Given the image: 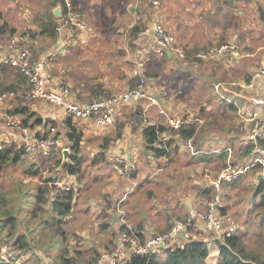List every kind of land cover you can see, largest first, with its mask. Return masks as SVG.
Wrapping results in <instances>:
<instances>
[{
	"label": "rangeland",
	"instance_id": "rangeland-1",
	"mask_svg": "<svg viewBox=\"0 0 264 264\" xmlns=\"http://www.w3.org/2000/svg\"><path fill=\"white\" fill-rule=\"evenodd\" d=\"M127 1L132 2L135 0ZM160 1V6L162 7H159L155 18L150 16V12H152L150 11V1L144 0L139 7L143 9L141 14L137 13L136 16H131L128 20L130 14L125 10L120 22H117L118 19L116 21L113 20L110 15L102 19L100 16H103V13L107 15L108 11H103V13L98 11L93 13L92 19H90L91 23H88L87 19L82 15V11H79L76 7L81 19L86 23L87 31L81 33L74 31L72 36L67 37V39L68 41L78 42L84 39L85 35H89L90 31H88V28H91V34L97 33L99 39L110 38L118 43H123L125 39L131 37L132 26L139 25V31H141L151 25L154 20L158 19L161 21L164 18L165 21L168 17H171L173 9L169 7V2L167 0ZM256 1L258 0H251L250 4L243 6L242 20L240 18L237 19L238 16L233 17V28L227 33H222V36L220 35V37L226 36V43H231L236 47L237 55L230 64L217 66L215 63L218 60L215 59L210 61L200 60L199 63H188L175 58L168 62L153 55L149 56V53L136 57L137 64H133L135 68L142 64L140 74L145 79L147 85L145 87L152 88L154 91L160 90V94L164 90L169 94H173L174 101L171 109L174 112L179 114L176 109L183 107V112L190 115L203 109L204 113L201 116L203 122L200 130L203 129L202 127L205 123L209 125L212 122L215 123L213 131L205 130L210 133L206 132L209 136L201 143L200 148L209 150L224 146L230 137L234 138L231 143L234 141L233 146L237 147L238 141L242 136L237 129L241 119L237 112L234 114L227 107L224 98L217 95V92L213 89V84L217 82L222 83V87H230L226 85V82L230 83L232 80L246 79L251 72L264 66V22L258 19ZM45 2L46 0H0V12L4 14L5 21L13 27L22 28V31L15 36L16 40L21 42L23 49H28L32 53L33 59L36 60H43L39 57V53H48L50 48L52 50L55 43L54 41H45L43 36L38 35V30H40V25L43 22L39 24L40 20H46L50 15L49 11L45 10ZM115 3L117 7L120 5L119 0H116ZM127 7L128 4H126ZM183 8H175L174 10L184 11ZM212 8L214 11H223L216 2ZM190 11L194 10L190 8ZM219 14H222V12ZM139 17H143L144 26ZM226 19L222 16L223 21H226ZM188 20H190L189 17L185 16V21ZM184 23L186 25V22ZM27 25L30 26L29 29L26 28ZM58 26H62L63 30L68 31L63 26L61 17L58 20ZM214 26L212 25L211 27ZM114 30H119V32L115 33ZM185 30H188L186 26ZM185 30L180 31L181 36L186 33ZM29 31L35 33V41L39 44L45 41L43 48L39 47L38 43L37 45L32 43ZM62 31L58 30V35ZM82 34L83 36H81ZM219 45L220 43L218 42L208 44V46L204 47L206 49L202 50L212 51ZM36 49H39V52ZM144 49L147 51V45ZM102 50L109 51L108 48H102ZM73 51L71 55H74V58L68 56L67 60L70 62V59H74V62L79 64L78 60L80 59H77L79 55L76 54L79 49L75 48ZM193 52L195 53V50ZM116 55L119 58L122 56L115 54L114 58H116ZM62 57L55 56L53 58V56L48 55L46 58L44 57V65L47 62V69L50 73L53 66L61 64V60L63 63L64 60L66 62V59H62ZM146 57L148 58L146 59ZM108 59H110V55ZM52 73L54 74V72ZM212 73H215L216 79L210 77ZM26 88L27 86L23 84L20 89L25 90ZM160 96L162 97V94ZM168 97L169 95H163L162 99L168 100ZM30 101L22 102L29 103ZM7 103L12 107L20 103V101H8ZM137 105L141 106L143 104L139 102ZM11 107L7 106L5 108L7 114H9L7 109ZM225 109L226 113L224 115L222 112ZM16 118L20 119L17 116ZM124 121L127 124L132 122L134 125L138 121V117L126 114ZM156 124L162 125V120L160 119ZM77 128L81 129V127ZM55 129L56 133H59V139L62 141L60 148L64 149L65 147L63 146L66 143L65 131L58 125ZM233 129L234 132L230 135L229 132ZM90 131L94 132L96 130L90 129ZM93 132H90L88 136L98 135V137H103L102 132ZM99 139L101 140V138ZM10 144H13L16 150L20 145L14 141L7 145ZM85 145L87 143H84L83 149L81 148L79 153L82 159L81 172L78 175L60 173L61 180H65L68 183L67 177L72 179L73 183H70V185H74L75 193L74 207L64 217L62 222L63 228L61 229L66 234V241L64 242L61 239V229L54 231L57 226L48 222L50 219L48 206L46 205L42 212L33 216L32 205L26 202V200L34 197L37 186L42 185L45 178L53 174V171H50V167L53 165L55 156L42 157L38 154H24L18 163L9 164L0 172V208H6L23 219L28 227L29 236H27L31 241V248L24 251L13 250L10 244L7 243L10 246L7 251L8 254L7 256L4 255L5 259L0 257V264H60L58 257L68 242L80 249L96 248L100 252L104 248L111 246L112 241L115 239L116 230L123 221L133 226L140 224L141 220H143L144 224H148L151 227V232L148 234L150 237L161 234L166 231L167 227H169V222L173 218L178 217L176 220L183 218V215L179 213L185 209L180 206L182 200L185 197L191 200L194 197L193 194L196 193V187L204 186L207 181L201 174V164H197L195 160L197 157H190L187 154L180 155L176 153L166 161L164 158L152 157V159H148L140 155L138 159L140 162L134 163L135 169L124 172L122 166L115 159H107L104 162L98 161L93 164V158L90 155L93 151L85 148ZM58 157L59 155L56 158ZM203 165L210 167L211 177H215L218 171V164ZM32 166H34V169H40L41 174H28L27 171ZM195 182L197 184H194ZM125 185L130 187L132 191L129 192L128 189H124ZM255 189L254 174L253 172H248L236 184L232 186L223 185L221 203L225 213L232 217L239 233H244L242 239L246 248L259 255L261 254L264 258V237H260V231L253 229L252 223L257 220V217L249 213L250 208L259 202V198L254 199L252 197ZM195 197L198 199L196 201L198 207L203 209L204 201L198 196ZM107 204H109L110 209L107 212V216H105L103 208ZM191 205L193 206V204ZM171 206L174 207V210H171ZM178 207L181 208L178 210ZM109 213L117 214L118 217H123L124 220L118 218L117 221H114ZM103 223H108V227L105 228ZM196 234L198 238H205L203 231L198 230ZM5 235V230H0V240ZM207 238H211V236L207 235ZM1 244L3 245L4 241H1ZM9 255H12L11 259L8 257ZM13 256L16 257L15 260H13ZM215 262L214 260L213 263H208L215 264Z\"/></svg>",
	"mask_w": 264,
	"mask_h": 264
},
{
	"label": "built area",
	"instance_id": "built-area-1",
	"mask_svg": "<svg viewBox=\"0 0 264 264\" xmlns=\"http://www.w3.org/2000/svg\"><path fill=\"white\" fill-rule=\"evenodd\" d=\"M150 4V11H152L153 16H156L160 1L150 0ZM139 5V0H136L135 3L129 4L127 8L134 9ZM60 17L63 26L71 33L74 31L81 33L87 30L86 23L77 12L73 0H62ZM62 29H64L62 26L57 27L59 31ZM147 31H149V39L147 51H144L145 54L149 53L162 57L170 52L171 57L174 56L179 60L184 59V51L176 47L175 37L166 31L161 21L154 20ZM235 48V45L231 43H224L212 51H201L195 56L202 61L219 60L229 54L235 57L237 55ZM140 54L141 50L137 52L136 57H139ZM134 62V64H137L136 59ZM1 64H10L27 79L28 88L25 90H4L0 92V118L5 126L19 133L17 142L20 145L17 151L25 155L54 156L59 151L61 142L55 128H50V133L47 136H39L36 131L24 127L21 120L16 116L7 114L5 108L8 101L39 100L57 106L64 111L65 117L70 118L74 124H87L96 131H103L113 126L119 120L120 109L134 102H144L146 108H155L157 114L162 117V126L170 132H176L188 124H196L195 132H197L203 122L201 116L198 115L199 112L190 115L182 111L178 112L179 114L174 112L171 109L174 101L173 97L171 101L163 100L161 94L156 96L150 93L145 87L146 83L143 75L140 74L141 64L136 65L137 68H135V73L140 75L135 87H128L118 93L93 98L86 102L70 100V88L49 75L45 71L44 59H33L32 53L28 49H23V44L18 42L16 37L4 48L3 54L0 56ZM221 84L214 83L213 89L217 92V95L224 98L226 104L231 103L236 106L237 115L241 119L238 130L242 136L237 147H234V144L231 143L206 150L193 143L195 135L179 146V152L190 157H197L201 154H224V166L217 171L213 178L211 177L210 167L201 165V174L207 179L204 186L213 187V198L204 201L203 209H200L198 205L197 207L190 205L186 216L183 219H175L171 222L167 231L151 237L145 236L143 240L138 239L132 225L123 221L120 229L116 232L113 246L100 251L98 259L93 264H122L133 254L150 256L156 251L169 246L177 245L181 248L185 241L198 238L196 231L199 230V227L203 228L201 231L205 232L206 235L211 236V242L213 241L215 245L218 241H223L235 232L236 226L232 217L221 213L224 208L221 203V192L224 182H231L248 172H253L256 183H264V145L260 144V140L264 139V91L260 92V84L264 87V66L251 72L247 79L226 82V85L230 87H222ZM140 117L145 125H157L151 123L139 113V119ZM37 129L40 130V128ZM165 138V134L160 136L161 141L166 140ZM11 142H7L0 137V152ZM114 143L119 144L120 141L115 140ZM117 162L122 166L124 172L135 169V165H132L125 157L118 158ZM258 176L261 177V181L257 180ZM67 179L68 183L65 180H56L52 184L57 190L74 191V185H70V183H73L72 179L68 177ZM52 193H55V191H52ZM8 248L9 246L6 243L0 248L2 259H5L4 255L7 256ZM8 257L11 259L12 255Z\"/></svg>",
	"mask_w": 264,
	"mask_h": 264
},
{
	"label": "trees",
	"instance_id": "trees-1",
	"mask_svg": "<svg viewBox=\"0 0 264 264\" xmlns=\"http://www.w3.org/2000/svg\"><path fill=\"white\" fill-rule=\"evenodd\" d=\"M53 1L54 3L59 2L60 5L62 4V0ZM256 2L258 5V19L261 22H264V3L259 0ZM59 19L60 17L55 18L53 14L50 13L48 18H46V20H44L41 24L40 30H38V35L43 36L49 41L57 40L59 36L57 30ZM139 20L144 26L145 23L142 21V19ZM138 26L139 25H134L131 27L132 34L130 35L131 37L128 38L131 49H134L133 40L137 38L138 33L140 32V27ZM16 35H18L17 29L11 26L7 21H5L2 17V13L0 12V47L3 48L8 45ZM29 36L31 37V39H33L35 37V33L29 31ZM226 41L227 38L223 36L219 39L218 43H220L221 45L226 43ZM202 49L206 48H182L185 53V57L182 61L188 63H199L200 59L195 55L201 51H205ZM121 50L122 53H120V55H123V49ZM194 50L195 53L193 52ZM173 59H175L174 56L169 57V55L161 57V60L163 61H171ZM221 62L222 60L219 59L216 65L219 66ZM210 77L212 79L213 77L214 79H216L215 73H212ZM139 79L140 75L132 72V76L129 78L128 84L130 85V87H135ZM23 84H25L28 88L26 77L18 69L11 66L10 64L0 65V92L3 90L20 91V88ZM99 90L100 89L98 87H93L90 90V94L87 99H93L99 94L101 96H106V94H103L102 91L100 92ZM22 103L23 102L13 105L11 108H8L7 111L9 110L10 115L12 114L14 116H18L24 127H28L30 130L36 131L37 135L39 136H47L50 133V128H55L57 125L65 131L66 146L63 147H67L70 149L68 161L63 165L62 169L58 168L61 163L62 149L60 148V150L54 155L55 159L53 165L50 167V171H53V174L46 177L42 185L37 186L34 197H31L30 200H26V202L32 205L31 211L33 216H35L39 212H42L47 205L49 208L50 217L48 222L49 224L53 223V225H56L57 227L54 231H58V229L63 228L62 222L64 217L68 215L74 207V191L57 190V188L54 187L52 183L56 180H61L60 173H67L68 175H78L81 172L82 159L79 153L81 151L80 146L83 133L80 129L77 128V126L72 122L70 118H66L64 122H62L61 124H57L52 119H43L37 113L29 110V108H27ZM227 107L235 114V105L230 103L227 104ZM226 109L222 112L224 115L226 113ZM203 113L204 110L200 109L198 115L202 116ZM214 126V122H212L211 125L205 123V125L202 127L203 129L200 130V127L199 131L195 132L196 124H188L176 132H170L162 125H143L141 131L144 142L146 144V148L149 150L152 157L164 158L166 161L170 159L173 154H178L180 144L184 143L194 135L195 136L193 137V143L196 146H200L201 143H203V141H205L209 136V131L214 130ZM37 128H40V130H38ZM206 129H208L209 131H205ZM233 132L234 129L229 132L230 135ZM162 134L166 135V140L164 141L160 140V136H162ZM120 136L121 128L117 131V137L119 138ZM232 139L234 138L230 137V139H227L225 145L231 144ZM233 144L234 142L232 141V145ZM260 144L264 145V139L260 140ZM22 155H24V153L18 152L13 144L6 145L5 149L0 152V172L9 164L18 163L21 160ZM57 155H59L58 158H56ZM92 158L93 164L98 161L104 162L107 160L102 152L96 153ZM224 159V154H201L197 156V158H195L197 164L201 165L217 163L218 170H220L224 166ZM33 167L34 166H32V169L30 168L27 173L31 175H40L41 170L34 169ZM244 175H240L238 178L234 179L231 182H224L223 185L232 186L240 181V179ZM52 191H55V193H52ZM195 192L196 196L201 198L203 201H208L214 196V189L210 186H201L200 188L199 186H197ZM252 197L254 199L259 198V202L255 203L249 211V213H252L255 217H257V220L252 223V227L254 230L260 231V237H264V183H256V189L253 192ZM109 209V204H107L103 208L105 216H107V212ZM221 213L226 214L224 208L221 210ZM109 214L111 215V217H113L112 213ZM145 225L147 224H144V221L141 220L140 224L132 226L133 230L136 232L138 239L140 240H143L145 236L150 233V231L145 228ZM103 226L105 228L108 227V223H103ZM120 226L121 225H119L118 229H120ZM169 227H167L166 231L169 229ZM118 229L116 230V232L118 231ZM0 230H5L6 234L5 236H3V239L0 240V248L2 247L1 241H4V244L9 243L13 250L24 251L31 248V241L28 237V227L25 225L23 219L6 208H0ZM60 233L62 236V242L66 241L65 231L61 229ZM243 235L244 233H239L238 227H236L235 232L230 237L224 239L223 241L217 242L219 251L218 264H264V258L261 254L259 255L246 248L242 239ZM204 236L205 238H197L185 241L183 247L181 248L177 245L169 246L167 248L156 251L150 256H140L133 254L129 256L122 264H207L206 261L208 258V243L211 242L212 239L207 238V235ZM111 246H113V241L111 243ZM111 246L108 247L111 248ZM98 257L99 252L96 248L80 249L76 245H72L71 242H68L63 248L61 255L58 257V260L61 262L60 264H76V261H82L83 264H93L98 259ZM15 259L16 257L13 256V260Z\"/></svg>",
	"mask_w": 264,
	"mask_h": 264
},
{
	"label": "crops",
	"instance_id": "crops-1",
	"mask_svg": "<svg viewBox=\"0 0 264 264\" xmlns=\"http://www.w3.org/2000/svg\"><path fill=\"white\" fill-rule=\"evenodd\" d=\"M115 1L116 0H73L75 7H77L79 11H82V15L87 19L88 23H91L90 19H92L93 13L98 11H102V13L103 11H108L107 15L103 13V16L100 17L104 19L105 16L108 17V15H110L113 20L116 21L118 19L117 22L121 21V16L124 15L125 10H127V13L130 14L128 20L129 18H131V16H136L137 13L141 14V11H143V9L139 7L140 5H142L144 0H139L140 5L134 9L126 8V4L129 5L131 3H135L136 0L132 2H128L127 0H119L120 5L118 7L116 6ZM259 1L264 3V0ZM125 2L126 4H124ZM167 2L175 4L171 5L168 3L169 7L173 9V11H171V17H168V19H166L165 17V21L164 18L160 20L166 31H168L175 37L176 47L182 49L184 47L204 48L208 46V44L210 45L212 43H217L221 38L220 35L222 36V33H227L231 28H233V17L238 16L237 19L240 18V20H242L243 6L250 4L251 0H167ZM215 2L221 7L223 11L213 10L212 7L214 6ZM58 7H60L59 2L54 3L53 0H46L45 2V10L49 11V13H52L53 16L54 11ZM182 7H184V11L174 10L175 8L182 9ZM190 8H192L194 11H190ZM220 12H222V14H219ZM150 14V16H153L152 12H150ZM185 16H188L190 20L185 21ZM222 16L224 17V19L227 18L226 21L222 20ZM2 17L5 20V16L3 13ZM153 17L155 18V15ZM139 19H143V17H139ZM42 21L44 20H40L39 24ZM184 22H186V25H184ZM212 25L215 26L211 27ZM149 26H147L144 30H141L138 33L137 38L133 40L134 49H131L128 39H125L123 43H118L117 41L110 38L99 39V35H97V33L91 34V28H88V31H90V33H88L89 35H85L84 39H81L78 42L68 41L67 37H71L72 34L69 31L62 29L63 31L61 30L62 32L59 33L57 40L54 41L55 43L53 44L52 50L50 48L48 53L40 52L39 57L44 59V57L46 58L47 55L53 56V58L55 56H64L62 57V59H66V62L64 60L63 63L61 60L60 65L52 67L51 71L54 72V74L48 71L47 62L45 64V71L56 81L70 88V100L79 102H86L87 100H90L87 99V97L89 96L90 90L93 87H98L100 89V92L102 91L103 94L109 96L130 87V85L128 84V80L132 76V72H135V66L133 64L135 63L134 61L136 59L137 52L141 50V54L139 57L145 54L144 48L145 45H147L149 39V31H147V28ZM185 26L188 28L187 31L185 30ZM29 27V25L26 26V28L28 29ZM15 28L17 29L18 33L22 31V28ZM183 29L186 31V33L181 36L180 31H182ZM114 32L118 33L119 30H114ZM83 34L81 36H83ZM35 39V37L32 39V43L34 45H37L38 42L35 41ZM44 40L49 41L45 38ZM45 41L40 44L38 43L39 47L43 48L45 46ZM75 48L79 49V51L76 53L77 55H79L77 59L81 60H78L79 64L74 62V59H70V62H68L67 60L68 56L70 58H74V55L71 54H73V50ZM102 48H108L109 51H104L102 50ZM121 49H123V55L121 54V58L117 57V55L116 58H114L115 54L122 53ZM3 51L4 47H0V56L3 54ZM36 51L39 52V49H36ZM109 55L110 59H108ZM151 55L161 59V57H158L154 54H150L149 56ZM147 58L148 57H146V59ZM220 59L222 60V62L219 64V66H226L227 64H230L235 58L234 56L229 54ZM146 89L156 96L160 95V90L154 91L152 88L148 87H146ZM261 91H264V87H262L260 84V92ZM161 94L162 97L163 95H169V101L172 100V97L174 98L173 94H169L165 90L161 92ZM97 97L105 96H101L99 94L97 95ZM22 104L29 108V110L37 113L43 119H52L57 124H61L66 118L64 111L61 108L54 105H49L39 100H32L29 103ZM137 104L139 103L134 102L123 106L120 109L119 120L108 129L99 131L102 132L103 137H98V135L88 136L90 132H93L90 131V129L93 130L90 125L75 124L77 127H81L80 130L83 133L80 147L83 149L82 146L84 145V143H87V145H85V148H89V150L93 151V153L90 154L91 157H93L96 153L102 152L105 155L106 159H115L117 161L118 158L125 157V159H127V161H130L132 165H135L134 163L140 162V160H138L140 155L142 157L152 159L149 150L146 148V144L142 135L141 129L142 126L145 125V123L141 119L139 120V113L142 116H145V119H148L151 123H157L160 119L162 120V117L157 114L155 108H146L144 102L141 106ZM7 106L11 107V105ZM176 111L183 112L184 108L179 107L176 109ZM126 114H130V116H137L138 121L135 122L134 125L132 122L127 124L126 121H124ZM120 128L121 136L118 138L117 131ZM93 133H96V131H94ZM18 134L19 133L14 129H10L5 126L3 120L0 118V137L2 139L6 140L7 142H17ZM57 134L59 139V133ZM99 138H101V140ZM115 140H119L120 143L115 144ZM59 141L62 143L61 139H59ZM64 144L66 146V143ZM144 151H146L145 155H143ZM178 154L184 155V153L182 152H178ZM194 184L197 183L195 182ZM124 189H128L129 192L132 191L131 188L127 185H125ZM193 196L194 197H192L191 200H188V198L186 197L182 200V204L180 206H183V208L185 209L179 213L183 215V218L186 216L188 207L191 204H193V206L195 207H197L198 205V203H196V201L198 200L195 197L196 194L194 193ZM179 208L181 207H178V210ZM171 210H174L173 206H171ZM118 218L124 220L123 217H118L117 214H113L114 221H117ZM176 218L178 217L173 218L171 222H173ZM171 222H169V225L171 224ZM145 228H147L151 232L150 225H145ZM201 229L203 230L202 227H199L200 231ZM205 234L206 233L204 232L203 235ZM146 236L149 235L147 234ZM218 253L219 251L217 245H215L213 241L209 242L208 258L206 261L207 264H209L208 262L213 263L214 260L216 261L215 264H218Z\"/></svg>",
	"mask_w": 264,
	"mask_h": 264
},
{
	"label": "water",
	"instance_id": "water-1",
	"mask_svg": "<svg viewBox=\"0 0 264 264\" xmlns=\"http://www.w3.org/2000/svg\"><path fill=\"white\" fill-rule=\"evenodd\" d=\"M54 16L56 18H58L60 16V7H58L54 11ZM168 55L171 56V53L169 52ZM145 154H146V151H144L143 155H145ZM69 155H70V149L69 148L65 147L64 149H62V151H61V163H60V165L58 167L59 169H62L63 165L68 161ZM257 180L261 181V177L258 176Z\"/></svg>",
	"mask_w": 264,
	"mask_h": 264
}]
</instances>
